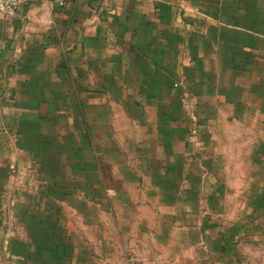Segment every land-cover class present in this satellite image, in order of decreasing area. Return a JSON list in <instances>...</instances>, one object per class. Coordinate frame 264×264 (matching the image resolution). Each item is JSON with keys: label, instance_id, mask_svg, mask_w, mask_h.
Returning <instances> with one entry per match:
<instances>
[{"label": "crops", "instance_id": "1", "mask_svg": "<svg viewBox=\"0 0 264 264\" xmlns=\"http://www.w3.org/2000/svg\"><path fill=\"white\" fill-rule=\"evenodd\" d=\"M259 233L264 0L0 14V264H125L130 244L191 236L225 253Z\"/></svg>", "mask_w": 264, "mask_h": 264}, {"label": "rangeland", "instance_id": "2", "mask_svg": "<svg viewBox=\"0 0 264 264\" xmlns=\"http://www.w3.org/2000/svg\"><path fill=\"white\" fill-rule=\"evenodd\" d=\"M189 238L191 241L130 244L129 259H124L122 262L125 264H264V234L250 235L225 253L210 249L211 247L200 241L198 237Z\"/></svg>", "mask_w": 264, "mask_h": 264}, {"label": "built area", "instance_id": "3", "mask_svg": "<svg viewBox=\"0 0 264 264\" xmlns=\"http://www.w3.org/2000/svg\"><path fill=\"white\" fill-rule=\"evenodd\" d=\"M24 2L25 0H0V14L15 17ZM64 4V1L60 2V6H64Z\"/></svg>", "mask_w": 264, "mask_h": 264}]
</instances>
